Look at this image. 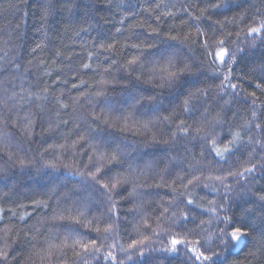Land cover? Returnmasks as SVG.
Returning a JSON list of instances; mask_svg holds the SVG:
<instances>
[{
    "label": "snow or ice",
    "instance_id": "obj_1",
    "mask_svg": "<svg viewBox=\"0 0 264 264\" xmlns=\"http://www.w3.org/2000/svg\"><path fill=\"white\" fill-rule=\"evenodd\" d=\"M98 2L87 7L93 47L76 52L61 39L36 65V84L17 91L15 81L33 69L20 72V45L3 53L0 180L11 183L0 190V264H264V0H150L147 17L134 23L122 0H103L113 20H97ZM26 3L12 0L4 11L23 19ZM35 3L41 39L29 66L49 33L59 34L58 11L78 7L76 0ZM64 24V34L76 36L93 27ZM258 50L260 61H250ZM89 73L98 77L92 84ZM61 84L78 90L68 93L70 103ZM53 103L58 119L45 127ZM69 107L85 111L62 118ZM44 133L63 142L25 147ZM129 133L144 148L165 146L164 167L134 166L145 153ZM48 169L66 172L33 187V172ZM144 189H165L166 198L152 200L159 193Z\"/></svg>",
    "mask_w": 264,
    "mask_h": 264
},
{
    "label": "trees",
    "instance_id": "obj_2",
    "mask_svg": "<svg viewBox=\"0 0 264 264\" xmlns=\"http://www.w3.org/2000/svg\"><path fill=\"white\" fill-rule=\"evenodd\" d=\"M12 2V0H0V64L4 63L3 59V53L5 51H9V48H15L16 45H20L21 47L18 50L17 56H18V62L21 64L20 72L22 73L25 67H32V72L27 73L19 80H16V88L17 91L20 89V84L23 83L25 88H28L30 85V82L32 84L37 83V76H42L41 73H39L36 69V65L39 63V60L42 59H48L49 56L52 54L53 48L56 45H59L61 42V39H63L64 44L67 45H73L76 52H86L88 49H91L93 47L92 39H95L96 32H95V21L90 19L89 14L87 12V7L89 6L90 0H76V3L78 4V7H75L71 12H68L66 10H59L57 13V16L55 18V29L58 30V35H53L51 32L49 33L51 37V42L48 44V47L43 50V52L40 53V56L34 59L33 65H28V60L32 59L33 56L30 53L31 47L35 45L36 42H38L41 39V34L37 31V27L40 24L39 20V13H38V6L35 3V0H27L26 4H22L21 7L24 8L25 11L28 12L27 17H24L23 19L20 18L19 14L14 11H4L8 8L9 3ZM16 2H19V0H16ZM123 2V8L121 11H124L125 9L127 11H124L125 15H128L130 17L128 23H134L137 19L143 20L147 17V14L142 11L143 7H147V4L150 2V0H122ZM97 8L99 11L96 12V19L99 20L101 16L107 17L109 20H113V13L107 11L103 4V0H99L97 3ZM115 19H119V13H117ZM64 22H71L74 26L77 28L79 25H83L84 27H88L89 24H91L93 27L89 28L88 32H81L79 36L74 35V32L70 29L67 34H64ZM114 22V21H113ZM154 23V21H152ZM204 23H207L205 21ZM17 25L19 27H17ZM105 29L112 30V23H108L104 25ZM167 27V25H165ZM136 31H142L141 29H136ZM124 35H128L127 32L124 33ZM5 41H8L9 43L6 44ZM83 45L84 47H81ZM177 47H180L177 45ZM134 49H125L123 52V55H128L129 53H134ZM9 55H12V52H9ZM106 55V54H104ZM262 53L261 51H256L254 55L250 57V61L258 63L261 59ZM120 58L119 56L117 57ZM75 60V57H74ZM100 61L107 65L109 61L104 60L103 55L100 56ZM76 63H79L78 60H76ZM6 67H12L11 65H5ZM67 71V69L65 70ZM19 74V73H18ZM116 74V73H113ZM53 76H55V72L53 73ZM0 79H3V77H0ZM43 80L49 81V83H54V81L49 77H42ZM89 81V84H92L95 82V79H98V77H94L92 73H89L88 76L85 77ZM40 87L43 86L41 83L39 85ZM60 88H64L65 96L62 97L66 103H70L68 100V93L70 92L72 96H76L78 94L77 89H72L71 85H63L61 84L59 86ZM141 87L148 88L149 85H141ZM57 95H59V91L56 92ZM114 98L117 97L116 93L111 94ZM47 107L49 109H52V111L46 112L45 115V127L47 119L50 117L53 121H56L58 117L55 115V109L59 107V105L48 104ZM84 109H79L77 113H73L72 107H69L66 110L61 111L60 115L64 119H72L74 116L82 115ZM82 127L84 125L82 124ZM72 129V124L70 123L67 128H65L64 125L60 126V131H69ZM40 129L38 128L37 131ZM35 142L30 145H25V147H31L34 152L36 151H43L44 148H47L49 144L53 143H62L63 140L59 136L58 133H44L43 136H36ZM128 142L133 144L134 147H139L140 151L142 153H145L144 158L142 160H135L134 166L139 165L140 167H143L146 163H151L154 169L163 168L164 164L161 163V159L165 157L166 151L165 146L163 145H157L154 147L144 148L143 145H137L136 141L140 140L141 137L138 136H132L130 133L127 134ZM58 150H50V152L45 153L46 159H51L54 152ZM195 151H198L195 150ZM167 155H171V152H167ZM86 162V160H85ZM5 160L0 159V167H5ZM65 169H60L57 172H53L52 170H44V172L37 175L35 172H33V176H35L34 181H30L32 183V186L35 187L37 184L43 185L48 181H51L55 177H63L65 174ZM5 183H11L10 181L0 180V190H5L4 185ZM72 188V185L69 184L67 189L65 191H68ZM143 191H151L154 194L159 193V196L153 195L150 199L152 200H159L161 197H165L166 190L165 189H144ZM30 194V193H29ZM75 199L80 193H70ZM27 203V201H25ZM130 207V205H129ZM28 211L34 212V215H39V212H35L32 208H29ZM127 211V209H125ZM233 211L239 213V208L233 207ZM40 212H43V209L40 210ZM132 214L129 213V216ZM8 221L5 220L4 223H7ZM16 223H19L18 221H14ZM35 220L32 219L29 221V223H34ZM243 253H241V257H243Z\"/></svg>",
    "mask_w": 264,
    "mask_h": 264
}]
</instances>
